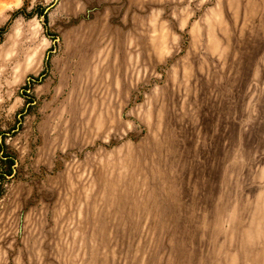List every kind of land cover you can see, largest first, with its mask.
I'll use <instances>...</instances> for the list:
<instances>
[{
  "label": "rangeland",
  "instance_id": "1",
  "mask_svg": "<svg viewBox=\"0 0 264 264\" xmlns=\"http://www.w3.org/2000/svg\"><path fill=\"white\" fill-rule=\"evenodd\" d=\"M0 264H264V0H0Z\"/></svg>",
  "mask_w": 264,
  "mask_h": 264
},
{
  "label": "trees",
  "instance_id": "2",
  "mask_svg": "<svg viewBox=\"0 0 264 264\" xmlns=\"http://www.w3.org/2000/svg\"><path fill=\"white\" fill-rule=\"evenodd\" d=\"M12 165H13V163H12ZM10 174H12V173H10Z\"/></svg>",
  "mask_w": 264,
  "mask_h": 264
}]
</instances>
